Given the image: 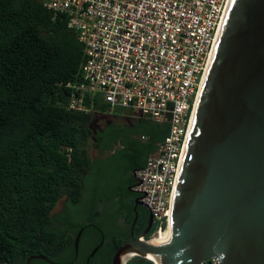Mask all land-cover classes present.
Listing matches in <instances>:
<instances>
[{"label":"trees","instance_id":"trees-1","mask_svg":"<svg viewBox=\"0 0 264 264\" xmlns=\"http://www.w3.org/2000/svg\"><path fill=\"white\" fill-rule=\"evenodd\" d=\"M45 2L0 0V264H27L30 256L48 255L50 237L66 232L53 224L54 207L65 195L83 197L96 175L125 174L123 191L133 195L131 226L137 213L134 196H140L132 189L135 172L170 131L169 123L144 116L107 123L103 130L94 127L98 114L124 110H112L99 94L85 98L88 111L69 108L74 88L67 84L84 81V45L66 17L55 16ZM106 163L114 164L111 171ZM99 214L94 208L91 221ZM147 226L139 215L135 236ZM126 264L154 262L138 256Z\"/></svg>","mask_w":264,"mask_h":264},{"label":"water","instance_id":"water-1","mask_svg":"<svg viewBox=\"0 0 264 264\" xmlns=\"http://www.w3.org/2000/svg\"><path fill=\"white\" fill-rule=\"evenodd\" d=\"M198 100L168 243L147 244L150 214L112 264L125 250L160 264H264V0H230Z\"/></svg>","mask_w":264,"mask_h":264},{"label":"built area","instance_id":"built-area-1","mask_svg":"<svg viewBox=\"0 0 264 264\" xmlns=\"http://www.w3.org/2000/svg\"><path fill=\"white\" fill-rule=\"evenodd\" d=\"M230 0H46L84 45L83 83L69 108L99 94L112 110L169 123L170 131L135 172L132 188L158 232L169 223L179 169L201 86Z\"/></svg>","mask_w":264,"mask_h":264},{"label":"flooded vegetation","instance_id":"flooded-vegetation-1","mask_svg":"<svg viewBox=\"0 0 264 264\" xmlns=\"http://www.w3.org/2000/svg\"><path fill=\"white\" fill-rule=\"evenodd\" d=\"M105 126L99 128L103 130ZM123 175L111 178L96 175L93 181L85 185V194L79 200L70 199L68 195L59 199L52 211L53 224L66 232L52 235L48 255L30 256L27 264H112L119 247L130 240L132 226L137 221L135 218L134 223L129 225L132 209L129 199L133 195H128V190L123 191ZM137 198L140 199V196H134V200ZM94 208L100 210L96 222L91 221ZM135 210L137 219L140 215L149 224L151 213L148 208L135 204ZM142 231L135 236L133 227L134 237L137 238ZM120 239L122 243L118 245Z\"/></svg>","mask_w":264,"mask_h":264},{"label":"bare ground","instance_id":"bare-ground-1","mask_svg":"<svg viewBox=\"0 0 264 264\" xmlns=\"http://www.w3.org/2000/svg\"><path fill=\"white\" fill-rule=\"evenodd\" d=\"M218 35H219V33H218ZM206 75H207V73H206ZM206 75H205V78H206ZM205 78H204V82H205ZM204 82H203V84L201 86V90H200L198 99H200ZM198 102H199V100H198ZM196 109H197V105H196ZM196 109H195V112H194V116H195V113H196ZM194 116H193V120H194ZM171 218H172V209H171V212H170V218H169V223H168L167 227L165 229H163L161 232H159V234L156 237L151 238V239H145V240H147V244L148 245H151V246H154V247H160L162 244L168 243L169 235H170V232H171ZM135 256H143V257L150 258L153 261H155L156 264H160V262H161L160 258L156 257L155 255H153L151 253H146V252H142V251L139 252V251H135V250H125L123 252L122 258H121L122 259V264H126L133 257L135 258Z\"/></svg>","mask_w":264,"mask_h":264},{"label":"rangeland","instance_id":"rangeland-1","mask_svg":"<svg viewBox=\"0 0 264 264\" xmlns=\"http://www.w3.org/2000/svg\"><path fill=\"white\" fill-rule=\"evenodd\" d=\"M94 119H95L94 127H104L105 124H107L108 122H117L120 124H125V123H130L132 121V118L129 114L128 115L125 114L123 116H115L112 113H101V114H98ZM90 153L93 158L98 157V153L95 151L93 146L90 148ZM113 165L112 163H106V169L111 171L113 168ZM158 234L159 232L156 231L155 233L151 235L149 239L156 237ZM144 239H146V237ZM135 257H138V256H135ZM132 259H135V258L133 257ZM214 263L215 262L213 261V263L211 264H214Z\"/></svg>","mask_w":264,"mask_h":264},{"label":"crops","instance_id":"crops-1","mask_svg":"<svg viewBox=\"0 0 264 264\" xmlns=\"http://www.w3.org/2000/svg\"><path fill=\"white\" fill-rule=\"evenodd\" d=\"M122 111V113H120V114H117V115H115V116H118V115H120V116H123V115H125V114H129L126 110H121ZM110 113H112L113 114V111H111ZM114 115V114H113ZM130 115V114H129ZM131 116V115H130ZM132 118V117H131ZM133 119V118H132ZM117 123V122H116Z\"/></svg>","mask_w":264,"mask_h":264}]
</instances>
